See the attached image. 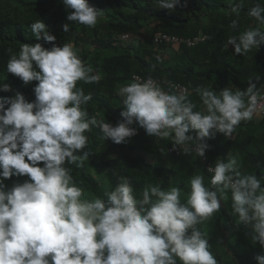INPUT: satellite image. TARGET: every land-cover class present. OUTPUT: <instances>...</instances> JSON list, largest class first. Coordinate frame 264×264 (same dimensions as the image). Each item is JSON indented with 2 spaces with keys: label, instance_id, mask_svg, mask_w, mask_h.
<instances>
[{
  "label": "clouds",
  "instance_id": "9594fccd",
  "mask_svg": "<svg viewBox=\"0 0 264 264\" xmlns=\"http://www.w3.org/2000/svg\"><path fill=\"white\" fill-rule=\"evenodd\" d=\"M62 3L68 21L89 28L104 15L88 0ZM151 3L174 13L180 0ZM243 8L244 0H228L227 11L236 16L231 29L238 28ZM247 16L257 26L228 38L235 55L264 45V6L256 3ZM29 28L37 42L21 43L18 53L9 49L6 70L25 85L38 82L35 100L0 83V91L14 92L0 99V264H218L198 225L220 211L229 193L232 215L251 227L252 244L264 250V176L242 174L236 157L218 158L208 167L209 186L203 175H193L183 202L182 189L160 184H147L137 199L123 176L103 196L88 199L65 167L66 162L83 167L89 159L90 152L83 151L86 132L98 128L104 139L119 145L137 135L134 125L149 137L170 140L185 154L204 157L209 137L230 138L241 121L264 111V85L249 80L246 90L229 84L218 91L197 86L202 108L196 110L186 91H165L151 76L133 77L118 89L123 107L113 126L98 120L99 113L89 118L82 109L92 95L77 88V82L98 83L100 74H93L72 43L56 46V36L41 19ZM69 28L64 24L63 32ZM41 40L52 47H43ZM12 177L28 179L8 187L5 181ZM254 259L264 264V255Z\"/></svg>",
  "mask_w": 264,
  "mask_h": 264
},
{
  "label": "trees",
  "instance_id": "16d2710c",
  "mask_svg": "<svg viewBox=\"0 0 264 264\" xmlns=\"http://www.w3.org/2000/svg\"><path fill=\"white\" fill-rule=\"evenodd\" d=\"M88 2L104 12L92 28L68 21L62 0H0V83L9 84L29 102L35 100L33 88L38 82L25 85L7 72L6 63L9 49L18 53L21 43L37 42L29 26L41 19L56 36V46L72 43L80 59L92 67L93 74H100L98 83L77 82V88L92 95L82 109L89 118L99 113L98 120L103 118L113 126L120 119L123 107L118 89L130 83L134 75L185 85L189 89L188 99L197 105L196 110L202 108L194 91L197 86L218 91L229 84L246 90L249 80L258 81L257 87L264 85V45L244 55H235L227 45L230 36L257 26L247 11L256 3L264 6V0H244L236 30L229 27L236 16L227 11L228 0H180L174 13L154 8L151 0ZM64 24L70 25L68 32H63ZM158 33L182 38L204 35L206 39L192 48L161 45L158 50L162 56L156 59L153 38ZM123 35H129L130 40H122ZM38 42L45 48L52 47L43 40ZM13 95L14 92L0 91V99ZM134 127L137 135L119 145L104 139L98 128L85 133L88 144L83 151L90 152L89 159L83 167L65 164L78 186L87 191L85 197L103 196L122 176L131 181L137 199L147 184H160L164 189L170 186L182 189L183 202L188 191L186 182L193 175H203L205 185H210L211 174L201 157L194 152L195 159H185L183 151L180 155L168 153V148L173 146L170 140L149 137L143 129ZM207 143L210 148L205 156L213 166L218 158L236 157L242 174L264 176V117L255 115L251 121H241L232 137L217 134L209 137ZM149 154L158 162L151 160ZM95 168L101 169L97 175L92 173ZM198 227L207 234L218 264H256L255 256L264 255L258 243L252 244L251 227L232 215L230 193L227 201H221L220 211Z\"/></svg>",
  "mask_w": 264,
  "mask_h": 264
},
{
  "label": "built area",
  "instance_id": "2783aa9c",
  "mask_svg": "<svg viewBox=\"0 0 264 264\" xmlns=\"http://www.w3.org/2000/svg\"><path fill=\"white\" fill-rule=\"evenodd\" d=\"M205 39H206V36H204V35H198V36L193 37V38H182L179 36H174V35H170V34H166V33H158L153 38V42L157 47V51L154 54V57L156 59L161 58L162 52L158 50V48L161 45H172V46L173 45L174 46L184 45L188 48H192V47H195L198 44L204 42ZM122 40L129 41L130 40L129 35H123ZM133 77H140L141 79H147V78H144L140 75H134ZM157 81H159L161 83L162 87H164L166 89H171L173 93H177L179 91H186L189 94V89L183 84L172 83V82H168V81H160V80H157ZM170 85H171V88H170ZM257 116L264 117V111L258 113ZM181 151H182V149L180 146H175V147L173 146V147L168 149L169 153H172L175 155H180ZM201 158H202V161L205 163L206 170L208 169L209 166H213L209 161H207L206 156L201 157Z\"/></svg>",
  "mask_w": 264,
  "mask_h": 264
},
{
  "label": "rangeland",
  "instance_id": "374dc122",
  "mask_svg": "<svg viewBox=\"0 0 264 264\" xmlns=\"http://www.w3.org/2000/svg\"><path fill=\"white\" fill-rule=\"evenodd\" d=\"M195 155V154H194ZM194 155L191 153V154H185V153H183V156H185V159H195V157H194ZM149 158L151 159V160H155V157H152V156H150V154H149ZM155 161H157L158 162V159L157 160H155ZM160 162V161H159ZM42 166V165H41ZM98 177H100V176H97V178ZM28 179V177H12L11 179H9V180H6L5 181V184L8 186V187H11L12 185H13V183H23L25 180H27ZM89 192V191H88ZM87 193V191L86 190H84V194H86ZM86 198H88V199H90L91 198V196H90V194H89V196H87Z\"/></svg>",
  "mask_w": 264,
  "mask_h": 264
}]
</instances>
